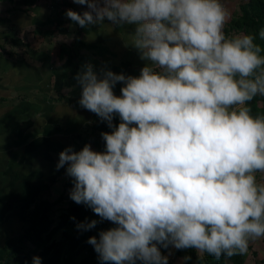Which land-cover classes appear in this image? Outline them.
Instances as JSON below:
<instances>
[{"label": "clouds", "instance_id": "1", "mask_svg": "<svg viewBox=\"0 0 264 264\" xmlns=\"http://www.w3.org/2000/svg\"><path fill=\"white\" fill-rule=\"evenodd\" d=\"M73 3L88 9L65 12L81 28L134 25L130 45L145 62L139 76L86 63L74 77L79 105L112 131L101 133L103 152L66 147L56 169L71 178L69 198L99 217L78 231L114 225L88 237L100 264H168L160 249L170 246L246 255L264 238V115L250 106L264 97V28L227 34L222 0Z\"/></svg>", "mask_w": 264, "mask_h": 264}, {"label": "rangeland", "instance_id": "2", "mask_svg": "<svg viewBox=\"0 0 264 264\" xmlns=\"http://www.w3.org/2000/svg\"><path fill=\"white\" fill-rule=\"evenodd\" d=\"M241 1L222 0V3L232 15ZM68 9L81 14L88 10L86 5H78L73 0L30 3L0 0V257L6 237L21 230L24 211L36 198L52 200L61 193V198L49 206L47 213L52 220L67 215L64 208L70 199L72 184L63 186L68 176L65 168L56 169L59 153L68 146L78 151L82 137L92 130L102 133L94 126L107 125L98 116L92 118V112L79 105L81 88L75 75L84 64L91 63L97 72L105 69L139 76L145 63L130 45L134 25L113 26L105 19L101 24L81 28L67 18ZM59 14L62 21L56 25L54 16ZM78 28L77 35L85 45L76 48L74 36ZM60 46L74 53L66 54ZM120 88L117 83L113 89L115 95L121 94ZM257 104L264 106V101ZM86 144L97 152L105 149L99 141L87 140ZM257 178L264 181V173H257ZM77 207H69L77 222L99 221L90 208L83 205L74 211ZM77 232L66 222L53 227L45 242L34 245L26 241L24 249L29 256L17 255L18 262L32 264V257L39 256L43 264L52 250L51 244L64 240L63 234L75 238ZM98 234L93 230L79 232L75 263L100 264L93 246L85 240ZM52 239L50 246L47 245ZM63 243L66 244L62 241L60 247L65 249ZM189 250L185 249L184 255L179 256V250L171 246L160 249L170 264H185L183 258ZM64 256L52 264H69L64 263ZM84 257H88L86 263L82 260ZM241 258L242 264H251L252 260L263 264L264 238L250 242L248 253ZM187 264H202L201 257L194 253ZM225 264L231 262L225 260Z\"/></svg>", "mask_w": 264, "mask_h": 264}, {"label": "trees", "instance_id": "3", "mask_svg": "<svg viewBox=\"0 0 264 264\" xmlns=\"http://www.w3.org/2000/svg\"><path fill=\"white\" fill-rule=\"evenodd\" d=\"M33 0H23L25 3H30ZM66 4L70 3L67 1ZM55 17V24L58 25L62 21V16L59 14ZM261 28H264V0H243L238 3V8L235 13L231 15V18L229 22L227 23L225 27V31L227 34H236L238 32L245 33V34H258ZM80 32V29L75 30V36H74V44L75 47H81L85 45V42L81 37L77 35V33ZM256 43L261 44L264 46V41L260 40L259 36L257 35ZM63 52L66 54H72L74 53L71 51V49H67L64 47H59ZM119 96V95H118ZM258 101H264V97H256L250 104L252 108V114L253 115H264V106L257 104ZM92 118L97 119V115L92 113ZM120 122L119 117H114L113 124L118 125ZM101 129L102 132H111L112 129H109L107 125H100V126H94V129ZM87 140H90L92 142L99 141L101 144H104V141L101 137V133H95L93 130L86 134L84 137L81 138L80 144L77 148V150H81L82 147L86 144ZM105 149H103L104 151ZM102 151V152H103ZM72 184L71 178L67 177L64 182L63 186H68ZM28 196V195H27ZM61 198V193L57 194V196L52 199L48 200L44 197H38L36 198L30 207L25 209L24 215L22 218V228L19 232L14 233V235L6 237L4 241V247L1 257H0V264H20L17 258V255H20L21 257H28L29 252L24 249L25 242L28 241L34 245H39L42 242L46 241V234L49 232L50 226L53 223L54 220L51 219L50 216H48L47 209H49V206L59 200ZM76 206L74 201L71 199L67 200L66 206L64 208V212L67 214L66 216H60L58 217L59 220H55V222H59V225L62 226V224L68 223V225L72 228L77 230L76 224L78 223L76 220L70 219L72 215L70 214V206ZM31 213V214H30ZM95 215V214H94ZM96 216V215H95ZM36 220V221H35ZM99 220V218H98ZM109 221H103L97 223L96 227L91 229L94 233L100 232L102 230H105V225ZM67 227V226H66ZM68 228V227H67ZM78 231V230H77ZM79 232L78 231L74 237L75 238H68L63 234L62 238L64 240H60L56 243H53V239L50 240L47 245H52L51 252L45 256L46 262L43 264H52L55 261L58 260L60 256H64V263L69 264H80L75 263L74 259V250L76 247V244L78 243L79 239ZM87 241L88 239L85 238ZM64 241L66 244L65 249H62L60 247L61 242ZM88 245V243H87ZM79 246L76 248L78 249ZM61 249V250H60ZM77 249L75 250V253L77 252ZM186 256H190L191 258L194 256V252L192 249H190ZM84 263L88 261V257H84L82 259ZM225 260H229L231 264H242V258L241 256H234L232 258H226L221 257V259L217 260L212 256H209L205 254L203 257H201L202 264H225ZM190 260L185 261V264H187ZM137 264H140L139 261H137ZM168 264H170L168 262Z\"/></svg>", "mask_w": 264, "mask_h": 264}, {"label": "crops", "instance_id": "4", "mask_svg": "<svg viewBox=\"0 0 264 264\" xmlns=\"http://www.w3.org/2000/svg\"><path fill=\"white\" fill-rule=\"evenodd\" d=\"M98 31V30H97ZM90 34H92L91 32H90ZM94 34H96V33H94ZM97 34H99V35H102L103 33H97ZM125 35V34H124ZM98 36V35H97ZM126 36V35H125ZM100 39L102 40V38L100 37ZM127 40H130V38H127ZM128 51V50H127ZM129 52H131V51H129ZM125 53H127V52H125ZM127 58H128V56H126ZM124 72V71H123ZM127 72V71H126ZM119 85H120V87H122L121 86V84L119 83ZM51 107V106H50ZM74 206V205H73ZM76 206H78L77 207V209H75L74 211H76V210H78L80 207H82L83 205H76ZM93 212V211H92ZM59 225V222H55V220L53 221V223L51 224V228L49 229V232L48 233H50V230L51 229H53V227H57ZM59 226H61V225H59ZM110 227H114V225L111 223V222H107L106 223V225H105V230H107L108 228H110ZM56 229V228H55ZM54 234L55 233H53L52 234V236L51 237H54ZM47 235V234H46ZM184 251H185V249H183L182 251L181 250H179L178 251V254H179V256L180 255H184ZM195 253V255L197 254L196 253V251L194 252ZM259 264V263H257V261L255 262L254 260H252V262H251V264Z\"/></svg>", "mask_w": 264, "mask_h": 264}, {"label": "built area", "instance_id": "5", "mask_svg": "<svg viewBox=\"0 0 264 264\" xmlns=\"http://www.w3.org/2000/svg\"><path fill=\"white\" fill-rule=\"evenodd\" d=\"M264 264V263H263Z\"/></svg>", "mask_w": 264, "mask_h": 264}]
</instances>
